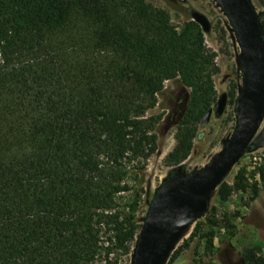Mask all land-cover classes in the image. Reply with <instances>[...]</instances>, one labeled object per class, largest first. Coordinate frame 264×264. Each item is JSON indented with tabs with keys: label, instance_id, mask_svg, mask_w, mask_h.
<instances>
[{
	"label": "trees",
	"instance_id": "obj_1",
	"mask_svg": "<svg viewBox=\"0 0 264 264\" xmlns=\"http://www.w3.org/2000/svg\"><path fill=\"white\" fill-rule=\"evenodd\" d=\"M190 10L179 27L147 0H0V264L130 254L143 225L117 198L143 187L134 164L159 149L148 112L166 82L190 90L167 158L178 166L219 98L218 55ZM228 188L222 201L250 189L245 169ZM242 259L264 264L254 247Z\"/></svg>",
	"mask_w": 264,
	"mask_h": 264
},
{
	"label": "rangeland",
	"instance_id": "obj_2",
	"mask_svg": "<svg viewBox=\"0 0 264 264\" xmlns=\"http://www.w3.org/2000/svg\"><path fill=\"white\" fill-rule=\"evenodd\" d=\"M250 2L264 33V0ZM147 3L167 10L173 23L179 27L183 25L186 13L192 8L209 17L212 31L207 34L206 42L218 55L216 89L218 97L227 92L229 101L222 117L213 116L206 127H201L200 123L205 137L203 141H197L194 153L181 165H171L167 158L176 146L177 127L186 111L190 90L182 86L179 80L166 82L157 106L148 112V116H161L153 130L158 136L159 149L147 162L134 164L140 170L142 165L145 166V170H141L145 182L143 189L131 183L129 189L117 198L118 208L137 217L142 225L156 192L172 177V172L182 169L181 171L192 173L202 169L228 143L238 123L236 103H231L230 96L236 94L237 102L245 86V69L248 66V60L241 54L230 22L214 0H147ZM263 132L264 115L255 136ZM240 169H245L250 189L246 192H232L227 201H222L221 194L224 190L231 192L228 186L233 185L234 177ZM262 169L264 146L246 150L228 177L208 193V208L202 210L184 228L176 222L167 231L162 241L163 251L158 264H245L242 254L250 247L257 248L264 254V181L260 177ZM254 196L256 197L253 199ZM174 222L175 218L171 223ZM137 242L138 238L131 244L130 254L114 249L108 255L105 249H101L97 256L87 259L83 264H132ZM180 248L183 249L182 252L173 259V255Z\"/></svg>",
	"mask_w": 264,
	"mask_h": 264
},
{
	"label": "water",
	"instance_id": "obj_3",
	"mask_svg": "<svg viewBox=\"0 0 264 264\" xmlns=\"http://www.w3.org/2000/svg\"><path fill=\"white\" fill-rule=\"evenodd\" d=\"M214 1L230 22L244 59L251 60L245 69V86L236 102L238 123L223 150L205 167L192 173L180 171L158 189L139 233L132 264H158L167 231L176 222L184 228L208 208V193L228 177L250 143L264 146V132L255 136L264 115V33L259 17L250 0ZM189 13L205 34L211 33L212 22L206 14L193 8ZM228 101L229 94L222 93L202 118L201 127H206L213 116L222 117ZM243 104L251 108L246 114L241 112ZM172 217L174 223L170 221Z\"/></svg>",
	"mask_w": 264,
	"mask_h": 264
},
{
	"label": "bare ground",
	"instance_id": "obj_4",
	"mask_svg": "<svg viewBox=\"0 0 264 264\" xmlns=\"http://www.w3.org/2000/svg\"><path fill=\"white\" fill-rule=\"evenodd\" d=\"M248 60V59H247ZM251 60H248V66H250ZM251 110V108H249L248 106H246L245 104L242 105L241 107V112L243 114H246L247 112H249ZM183 214V213H182ZM173 217L170 219V221L172 222Z\"/></svg>",
	"mask_w": 264,
	"mask_h": 264
}]
</instances>
